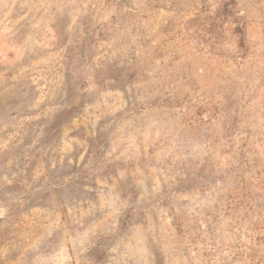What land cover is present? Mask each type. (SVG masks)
Here are the masks:
<instances>
[{
    "label": "rangeland",
    "instance_id": "374dc122",
    "mask_svg": "<svg viewBox=\"0 0 264 264\" xmlns=\"http://www.w3.org/2000/svg\"><path fill=\"white\" fill-rule=\"evenodd\" d=\"M221 1L0 0V264H264V0Z\"/></svg>",
    "mask_w": 264,
    "mask_h": 264
},
{
    "label": "trees",
    "instance_id": "16d2710c",
    "mask_svg": "<svg viewBox=\"0 0 264 264\" xmlns=\"http://www.w3.org/2000/svg\"><path fill=\"white\" fill-rule=\"evenodd\" d=\"M233 2L232 1H226V0H222L220 2V4L218 5V7L216 8V10L213 13V16L212 15H208V16H201L199 15L198 18L202 17V20H206V19H209L212 21V24H211V29L209 31H211L212 29L214 31H212V33L215 34V36H218V31H220V27L222 24H230L234 19L236 18H233V15H234V10H233ZM209 8V5H206L203 9V13H208L207 10ZM202 13V14H203ZM197 22V19L193 20L192 21V24H195ZM203 21L200 23V25L203 26ZM233 31L235 33H242V24L240 26H238L237 28H234Z\"/></svg>",
    "mask_w": 264,
    "mask_h": 264
}]
</instances>
